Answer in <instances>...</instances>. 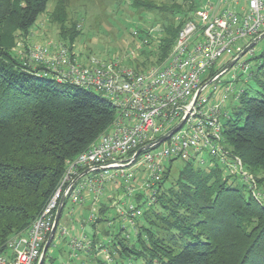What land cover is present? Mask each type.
<instances>
[{
  "label": "trees",
  "instance_id": "trees-1",
  "mask_svg": "<svg viewBox=\"0 0 264 264\" xmlns=\"http://www.w3.org/2000/svg\"><path fill=\"white\" fill-rule=\"evenodd\" d=\"M49 1L0 0V253L41 213L66 161L86 151L115 116L100 94L58 82L40 66L24 64L11 54L14 34L28 33ZM124 1L134 10L156 15L153 27L161 22L157 41L140 28L130 35L143 48L155 44L142 53L145 58L155 55L150 67L167 59L180 28L199 5V0H169V5ZM145 61L144 69L149 67ZM223 65L210 70L204 81ZM139 66L133 69L140 71ZM240 89L223 120L224 148L254 175L264 170V51L254 58ZM173 163L162 172L151 205L137 196L135 204L143 211L133 236L123 234L117 216L104 217L108 206L97 210L99 219L91 225L113 226L106 227L108 238L101 242L110 261L92 250L95 264H264V205L254 200L241 176L210 160L205 167L182 162L173 178Z\"/></svg>",
  "mask_w": 264,
  "mask_h": 264
},
{
  "label": "built area",
  "instance_id": "built-area-1",
  "mask_svg": "<svg viewBox=\"0 0 264 264\" xmlns=\"http://www.w3.org/2000/svg\"><path fill=\"white\" fill-rule=\"evenodd\" d=\"M201 2L193 19L180 28L167 59L146 70L117 66L114 70L106 63L83 67L72 63L65 49L57 51L56 58L49 56L45 48L29 50L30 64L40 66L58 82L100 94L112 106L115 116L107 131L86 151L66 161L65 171L51 198L25 233L7 242L5 251L0 253V264H37L60 200L64 198L73 209L81 206L85 194L89 193L94 203H98L106 185L121 191L113 207L119 222L123 223L121 229L125 230L127 225L136 234V219L143 209L137 208L135 200L139 195L140 201L146 202L147 206L154 202L156 186L171 161L193 162L205 167L210 160H215L240 175L254 200L264 205L251 177L243 173L239 159L224 148L222 125L228 116L226 104L230 98L236 102L241 89L225 87L222 96L214 98L216 85L220 84L224 73L202 88L193 101L205 82L264 32V0ZM240 43L245 46L242 48ZM221 65L204 81L210 70ZM239 66L244 71L249 70L248 64ZM209 85H214L213 92L203 96ZM181 121L183 123L174 133L154 144ZM148 145L151 147L134 158L138 149ZM88 169L90 171L82 175ZM98 219V214L92 213L87 221L95 223ZM105 225L107 228L113 226L111 222ZM57 234L60 237L67 234L63 224ZM94 246L100 247L106 260L110 261L102 243L93 245L84 233L68 240L69 253L74 258Z\"/></svg>",
  "mask_w": 264,
  "mask_h": 264
},
{
  "label": "rangeland",
  "instance_id": "rangeland-1",
  "mask_svg": "<svg viewBox=\"0 0 264 264\" xmlns=\"http://www.w3.org/2000/svg\"><path fill=\"white\" fill-rule=\"evenodd\" d=\"M149 1L163 5L170 4L169 0ZM154 19L157 20L158 17L153 13L134 10L124 0H50L44 12L38 16L28 33L25 35L14 34L11 54L13 53L20 58L24 64H30L31 62L28 61L27 57L30 49L45 48L48 55L55 58L57 51L65 49L70 61L83 67H92L93 63H106L113 66L114 70L117 67L138 68L139 65V67H142L146 58H149V60H146L148 63L145 61L147 65L156 61L155 55L151 56L149 54L148 56L146 54L147 57L145 58L142 54L144 51L153 50L155 44L143 48L140 41L138 39L134 40L130 35L137 28H140L148 30L157 41V32L161 29V22H156L153 27L152 22ZM239 45L243 46L244 43ZM263 51L264 38L259 40L239 59L236 65L221 76L220 84L216 85L214 98L219 99L225 87L229 89L231 87L242 88L249 71L254 66V58ZM242 64H248L249 70H242L239 66ZM148 68L150 66L145 69L142 67L140 71ZM213 87L214 85L207 86L202 95H210L213 92ZM231 103L232 98L229 99L226 106L229 107ZM182 165L181 161H175L172 164L173 178ZM243 173L251 177L255 191L264 200V170L254 174L258 180L245 167H243ZM77 209L74 206L73 211L70 203H67L60 220V226L61 224L64 225L67 234L62 237L55 236L53 245L47 253L48 258L45 264H68L71 263L69 259H74L70 256L67 238L75 234L71 231V226L78 224L82 218L88 216L86 212L78 214ZM69 212L72 216L67 218L69 221H64ZM113 215V212H110L108 217L113 218ZM70 221L72 222L70 223ZM125 227L123 234L133 236L130 227L127 225ZM104 229H107L106 226ZM82 233L89 234L91 231L86 228ZM88 239L92 240L89 235ZM94 244L96 243L93 242ZM99 249L100 247L95 248L94 246L89 252L95 253L92 250L98 251ZM84 253L88 252L79 255ZM100 253L103 254V252Z\"/></svg>",
  "mask_w": 264,
  "mask_h": 264
},
{
  "label": "crops",
  "instance_id": "crops-1",
  "mask_svg": "<svg viewBox=\"0 0 264 264\" xmlns=\"http://www.w3.org/2000/svg\"><path fill=\"white\" fill-rule=\"evenodd\" d=\"M202 3L203 2H201V0H199L198 7L200 5H202ZM192 19H193V14H192ZM120 195H121V191L115 190V188L112 185H106L104 187L103 194L100 197L98 203H94L92 195H90L89 193H86L83 204L81 206H75V207L78 208L77 209L78 214H81L82 212H86L88 214V216L85 218H82L78 224L76 223V224H73V226H71V231L75 232V234L73 236L72 235L69 236L67 239L69 240L70 238L78 235L80 232H84L86 228H89L91 233H89V234L86 233L85 235L87 237L89 235L91 238L99 240L100 242L105 241L108 238L105 236L106 235L105 233L108 231V229H104V227L106 225L96 224V225L92 226L91 223H89L87 221V219L90 216V214L97 213V210L100 207H102L103 205L108 206L106 214L104 215V217L110 218V217H108V214L110 212H113V214H114L113 218H115L116 213H115V210L113 207H114L115 202L117 200H119ZM73 211H74V207H73ZM71 216H72V214L67 213V217L65 218V221H69V220H67V218H69ZM110 219H112V218H110ZM116 220H117L116 222L118 223L120 219L117 218ZM71 222L72 221H70V223ZM122 224H123L122 222L118 223V225H122ZM85 259H87V260L85 261ZM95 259H96V256H93V253L88 252V253H84L82 255H78L74 259L73 258L69 259V260H71L70 261L71 263H68V262L67 263L68 264H95Z\"/></svg>",
  "mask_w": 264,
  "mask_h": 264
},
{
  "label": "water",
  "instance_id": "water-1",
  "mask_svg": "<svg viewBox=\"0 0 264 264\" xmlns=\"http://www.w3.org/2000/svg\"><path fill=\"white\" fill-rule=\"evenodd\" d=\"M264 38V32L261 33L260 35H258L257 37H255L254 39H252L232 60H230L226 65H224L217 73L215 76H213L211 79H209L207 82H205L201 87L200 89L195 93L194 97H193V101L197 98V96L199 95L200 93V90L202 88H204L206 85L210 84L212 82V80L217 76V75H222L224 73H226L229 69H231L233 67V65L243 56L245 55L259 40L263 39ZM183 123V121H181L180 123H178L173 129H171L168 133H166L165 135L161 136L159 139H157L155 141L154 144H159L161 142H163L169 135H171L172 133H174L180 126L181 124ZM151 147V145H148L146 147H142L140 149H138L135 154H134V158L136 156H138L144 149H147ZM96 168H99V167H96ZM105 168V167H104ZM88 171H90V169L84 171L82 173V175L86 174ZM63 202H64V198H62L59 202V206L56 210V215H55V219H54V224H53V227H52V230L46 240V243L44 244V247L42 249V253H41V257L38 261L37 264H43V261H44V257H45V254H46V251L48 249V246L49 244L51 243L52 239L54 238L55 236V232H56V229H57V225H58V221H59V217H60V214H61V210H62V206H63Z\"/></svg>",
  "mask_w": 264,
  "mask_h": 264
}]
</instances>
